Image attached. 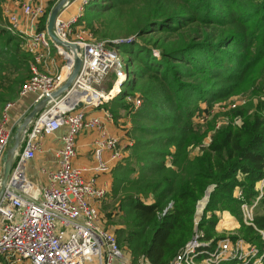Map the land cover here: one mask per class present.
Listing matches in <instances>:
<instances>
[{
  "label": "trees",
  "instance_id": "trees-1",
  "mask_svg": "<svg viewBox=\"0 0 264 264\" xmlns=\"http://www.w3.org/2000/svg\"><path fill=\"white\" fill-rule=\"evenodd\" d=\"M76 26L98 41L134 37L119 46L134 78L109 106L115 118V105L128 111L133 141L112 172L108 195L112 212L123 214L116 232L120 246L134 259L169 264L194 237L199 202L209 196L198 221L203 239H222L217 213L226 212L241 224L231 239L263 251L264 195L258 185L264 179V0H92ZM20 41L1 30L0 77L5 64L21 74L9 94L0 93V118L31 75L33 59L20 56ZM129 95L143 100L132 113ZM237 98L250 101L229 108L231 101L229 124L216 128L215 105ZM237 120L242 127L233 124ZM243 206L253 207L251 225ZM226 218L222 227L235 225Z\"/></svg>",
  "mask_w": 264,
  "mask_h": 264
},
{
  "label": "built area",
  "instance_id": "built-area-1",
  "mask_svg": "<svg viewBox=\"0 0 264 264\" xmlns=\"http://www.w3.org/2000/svg\"><path fill=\"white\" fill-rule=\"evenodd\" d=\"M57 1L6 0L17 6L24 18L6 12L8 24L5 28L20 35L24 40L23 48L32 53L31 75L23 83L20 96L34 95V104L57 91L74 66L72 56L56 46L46 30H39L49 6ZM91 1L81 0L77 15L66 18L62 14L57 19V36L83 50L82 69L65 95L54 100L27 128L4 185V158L12 147L15 129L27 112L11 126V112L17 104L10 102L0 118V257L10 258L13 263L149 264L145 257L134 259L120 246L116 233L106 228L100 213V204L106 200L109 191L107 185L99 183V177L112 175L133 145L131 139L128 144H123L120 137L105 129L106 122L114 124L116 120L106 105L122 93L125 82L134 78L119 49L120 45L133 39L98 41L86 29L76 26ZM40 66L46 71H41ZM112 72L116 79L111 89H101L109 82ZM126 103L132 113L142 106L143 100L140 95H129ZM89 109L103 110L104 117H90ZM65 126L69 131L56 153V167L41 168L39 178L30 175L27 172L29 163L41 152L43 140ZM94 130L100 135L94 142L93 162L77 166L78 136ZM126 136H129V130ZM258 190L263 196L264 179ZM243 210L245 222L251 225L253 207L243 206ZM199 220L194 237L169 264H264V250L242 239L205 241L204 234L198 229Z\"/></svg>",
  "mask_w": 264,
  "mask_h": 264
},
{
  "label": "rangeland",
  "instance_id": "rangeland-1",
  "mask_svg": "<svg viewBox=\"0 0 264 264\" xmlns=\"http://www.w3.org/2000/svg\"><path fill=\"white\" fill-rule=\"evenodd\" d=\"M5 3H6V0L4 1L3 5ZM56 3L53 2L51 4V6H49L50 7V9H48L49 14H50L52 8L54 7V5ZM76 4H78V5L80 4V6H81V0H78L76 2ZM3 5H2V9H3V19H2V21H0V33H1V30H4V32L10 33L5 28V26L8 24V20H7V17H6V10H4V6ZM49 14H48V17H49ZM63 16H64V14H63ZM86 29H87V32H89V33L91 32L88 28H86ZM10 34H12V33H10ZM12 35H14V34H12ZM14 36H17V35H14ZM92 38L94 40H100L95 35L94 36L92 35ZM132 38H134V37H132ZM20 43H21V51H20L21 55L20 56L23 58L22 55H25V56H27L28 60L31 61L33 59L32 53H30L29 51H26V49L23 48V42L20 41ZM11 48H13V47H11ZM120 52H121V56L124 58L125 64H128V56H127L126 52L124 51V49L121 48ZM5 66L6 67L2 70V74H1V77H0V93L9 94L8 88L10 86H12L13 80H15L21 74V72L19 70L15 69L14 67L8 65V64H5ZM130 72H132L131 69H130ZM29 76H30V73H29ZM115 79H116V75L114 74V72H112L110 74V77H109V82L105 83V85L102 86L101 89L106 90V91L110 90ZM20 90H21V88H20ZM29 99H31V98H29ZM249 101L250 100H247V99H244V98H237L236 100H233L232 99V100H230L228 102H225V103H222V104H216L215 105L216 108L214 109V114H216V115L218 114L219 115V118L216 120V128H218V127L221 128L222 126L229 124V120H228V117H227V111H228V109L226 107L230 104V102H231V104L233 102H235V104H237V102H240V105L239 106H245L246 105V102H249ZM10 102L17 104V106H18L17 107L18 113L24 111V109L27 108L26 106H29L28 105L29 103L28 102H25V98H21L20 92L16 96V98L14 100H11ZM22 104L23 105L26 104V106L21 107ZM252 104L254 105V108L249 112V114L250 113H253L255 111V107L257 106L258 101L257 100L252 101ZM108 105L110 106V103ZM115 107L114 108H115V111H116L118 117H121L122 116L123 118H126L127 116H129L128 113H127L128 111L125 110L123 107L120 108L119 105H115ZM229 108H233V107H229ZM15 109L13 111H16L17 110V109L15 110ZM205 123H203V125ZM233 124L235 126H237V127H242L243 126V122L241 120L233 121ZM62 129H63L62 131H65V134L64 135H66L68 133V131H69V128L66 127V126L63 127ZM211 134H212V132L209 133V135H211ZM210 143H211V139L210 138H207L206 139V144L209 145ZM32 176H34V175H32ZM37 176H38V174H37ZM38 178H39V176H38ZM207 198L208 197H205L201 202H199V204H201L202 202L208 200ZM114 207H115L114 202L112 203L111 199H109L107 197L106 200H104L100 204V213H101V216H102V222L106 226V228H108L111 231H113V232L116 233L117 230H119L120 228H123V225L120 223L123 214L122 213H119V212L117 213V211L116 212H112V210H113ZM199 207H200V205L198 206V211H197V217L198 218H200L202 216V214H203L202 211L199 212ZM110 213L112 214L111 217H109V214ZM217 215L219 217V223H218V226L216 228L217 234L219 236H221L222 239H226V238H231V237H234V236H238L239 229L241 227L240 222L235 217L232 216L230 218H232V219L234 218L233 221L235 222V225H233L232 227H225V226L222 227L221 224L223 222H225L226 220L224 219V216H222L223 213H217ZM13 262L14 261L12 259H10V258L7 259L5 257H0V264H17V263H13ZM19 264H26V263H19Z\"/></svg>",
  "mask_w": 264,
  "mask_h": 264
},
{
  "label": "crops",
  "instance_id": "crops-1",
  "mask_svg": "<svg viewBox=\"0 0 264 264\" xmlns=\"http://www.w3.org/2000/svg\"><path fill=\"white\" fill-rule=\"evenodd\" d=\"M77 2V1H76ZM73 3L69 8H67L64 11V16L66 18L72 17L74 15H77L80 9V4ZM4 10L6 12H12L17 13L21 15V12L17 6H15L13 3H5ZM21 18L24 19L21 15ZM41 71H46L42 66H40ZM25 98V102H28L29 106H26V104H22L21 107L26 106L27 108L24 109V111L18 113V109L16 106V111L11 112V126H14L16 124V121H19L21 116L25 114L27 111L32 108L35 100L34 95H28ZM31 98V99H29ZM24 102V103H25ZM110 103H114L113 101ZM112 105V104H111ZM107 109H111L109 105H106ZM88 115L90 117H104L103 110L99 109H89ZM125 124V125H124ZM130 118L127 116L126 118L118 117L115 120L114 124H111L110 122H106L105 129L110 132L111 134L118 136L122 139L123 144H128L129 136H126V132L130 129ZM16 130V129H15ZM63 129L59 130L55 135L47 137L43 140L41 146L42 150L37 155L36 159L33 160L31 163H29L28 166V173L30 175L37 176L39 174L40 169L43 167L46 168H55L57 163V157L56 153L57 151L63 146L62 138L65 134V131H62ZM100 132L98 130L94 131H84L78 136L77 140V151H78V157L76 160L77 166H84V165H90L93 162V148H94V142L99 137ZM10 146H13V143L10 144ZM99 183L101 185H107L108 191L111 190L112 185V175H101L99 177ZM226 214L229 215V217H232L229 213H223L222 216H224V219L226 220ZM232 219V218H231ZM234 219V218H233Z\"/></svg>",
  "mask_w": 264,
  "mask_h": 264
},
{
  "label": "water",
  "instance_id": "water-1",
  "mask_svg": "<svg viewBox=\"0 0 264 264\" xmlns=\"http://www.w3.org/2000/svg\"><path fill=\"white\" fill-rule=\"evenodd\" d=\"M78 0H59L54 7L52 8L47 24H46V31L54 42V44L66 52H68L73 60L74 66L71 70L70 75L65 80V82L55 91L51 96L43 98L41 101L33 104L32 108L27 111L26 116L24 117L23 121L17 126L14 132L13 138V146L7 151L4 163H5V171L3 176V185L6 183L8 177L11 174L13 163L15 157L18 155L25 131L34 121V119L46 108L53 104L54 100L61 99L65 93L72 87L75 80L77 79L83 65V50L76 44L66 42L61 40L56 33V22L57 19L64 13V11L69 8L73 3ZM80 106H82L80 104ZM209 197V196H207ZM208 199V198H207Z\"/></svg>",
  "mask_w": 264,
  "mask_h": 264
},
{
  "label": "bare ground",
  "instance_id": "bare-ground-1",
  "mask_svg": "<svg viewBox=\"0 0 264 264\" xmlns=\"http://www.w3.org/2000/svg\"><path fill=\"white\" fill-rule=\"evenodd\" d=\"M204 206H205V201L200 204L199 212H201L203 210Z\"/></svg>",
  "mask_w": 264,
  "mask_h": 264
}]
</instances>
